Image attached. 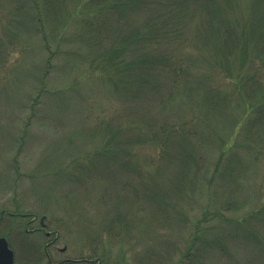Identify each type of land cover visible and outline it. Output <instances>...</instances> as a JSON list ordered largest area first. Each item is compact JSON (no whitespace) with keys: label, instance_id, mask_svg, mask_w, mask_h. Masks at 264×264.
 I'll use <instances>...</instances> for the list:
<instances>
[{"label":"rangeland","instance_id":"obj_1","mask_svg":"<svg viewBox=\"0 0 264 264\" xmlns=\"http://www.w3.org/2000/svg\"><path fill=\"white\" fill-rule=\"evenodd\" d=\"M252 2L235 0L238 31ZM83 3L68 1L55 26L34 18L31 0H0V238L15 264H264V147L242 142L234 85L264 79L251 46L226 58L194 17L176 43L186 69L175 83L173 65L158 77L124 52L143 11L87 34L86 46ZM211 88L229 103L204 107ZM228 157L245 168L234 179ZM34 215L51 240L26 232Z\"/></svg>","mask_w":264,"mask_h":264},{"label":"trees","instance_id":"obj_2","mask_svg":"<svg viewBox=\"0 0 264 264\" xmlns=\"http://www.w3.org/2000/svg\"><path fill=\"white\" fill-rule=\"evenodd\" d=\"M68 1L72 0H31L33 16L39 23L51 20L55 26H58L66 16L64 11ZM82 5L84 10L93 12L89 15L92 19L82 18L78 27L82 43L85 45L83 39L87 34L100 35L101 32L108 30L107 27L111 24L109 22L117 20V17L126 20L127 17L132 18L134 12L143 11L145 17L141 29L130 32L129 37H131L126 43L127 48L124 47L125 51L117 50L128 53L131 50L138 51L140 58L136 62L129 63L150 65L154 68V74L157 70L158 77L160 71L165 70V66L171 65L174 66L172 78L177 80L178 77H182L186 68L177 69V64L182 60L183 48L180 46L184 45L185 38H182L194 17L201 19L198 31L200 37L204 39L206 31L209 32V36L216 38L221 44L218 49L223 56L229 58L241 48L245 53L246 46H251L253 61H260L264 68V0H253L251 20L243 31H238L239 26L237 28L236 22L230 17L235 0H84ZM177 42L180 46H177ZM241 43L243 45L239 47ZM176 80L175 83H178ZM234 85L245 108L242 142L251 147L256 143L264 147V79L250 76L234 80ZM191 94L198 93L191 92ZM201 95V101L209 111L229 103L227 95L220 90L211 88ZM222 156L221 160L224 159V152ZM235 158L225 159L223 167L225 175L233 179L245 169L237 168Z\"/></svg>","mask_w":264,"mask_h":264},{"label":"flooded vegetation","instance_id":"obj_3","mask_svg":"<svg viewBox=\"0 0 264 264\" xmlns=\"http://www.w3.org/2000/svg\"><path fill=\"white\" fill-rule=\"evenodd\" d=\"M14 216H17V215L16 214H13V211L10 212V217L12 219H13ZM21 217L27 218L28 215H21ZM37 220H38V217L36 215H34L31 220H29V221H27L26 223L23 224V225H26V232L27 233L42 232V233H44L46 235V237L49 240H51V238L53 236V232H50L49 231V225H50V223H48L46 221V217L45 216H42L40 218L39 222ZM0 224H1V220H0ZM11 225H13V221H12ZM33 225H39V226L37 228H32ZM57 238L58 237L53 238V240L50 243L47 244V246H46L47 255H48V248L51 245H53V244H55L57 242ZM77 262H79V263H86V264H92L91 263V260H78Z\"/></svg>","mask_w":264,"mask_h":264},{"label":"water","instance_id":"obj_4","mask_svg":"<svg viewBox=\"0 0 264 264\" xmlns=\"http://www.w3.org/2000/svg\"><path fill=\"white\" fill-rule=\"evenodd\" d=\"M65 250V249H64ZM14 251L10 248L6 238H0V264H14Z\"/></svg>","mask_w":264,"mask_h":264}]
</instances>
